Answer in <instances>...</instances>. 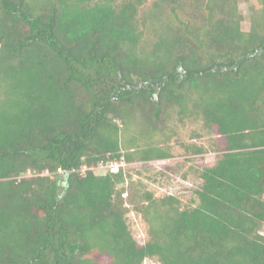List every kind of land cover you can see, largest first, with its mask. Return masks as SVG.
<instances>
[{"label": "trees", "instance_id": "trees-1", "mask_svg": "<svg viewBox=\"0 0 264 264\" xmlns=\"http://www.w3.org/2000/svg\"><path fill=\"white\" fill-rule=\"evenodd\" d=\"M250 9L245 28L238 0H0V264H264V0ZM173 107L218 154L186 207L141 193L140 243L126 167H90L172 157L154 138Z\"/></svg>", "mask_w": 264, "mask_h": 264}, {"label": "rangeland", "instance_id": "rangeland-1", "mask_svg": "<svg viewBox=\"0 0 264 264\" xmlns=\"http://www.w3.org/2000/svg\"><path fill=\"white\" fill-rule=\"evenodd\" d=\"M239 10L245 16L243 26L249 25L250 6L255 0H238ZM178 107L169 109V117L165 123L164 132L156 135L157 144L171 152L172 157L151 161H135L125 163L127 188L124 197L128 198L129 191L136 196L135 203H129L131 210L127 218L135 238L144 243L149 240V224L146 213L138 212L135 206L143 202L140 197L145 191L153 192L154 204L161 206L162 199L168 194L178 196L181 207H186L192 201V188L199 182L198 170L214 164L218 152L215 151L216 134L208 128L204 118L199 113L181 115ZM135 127L142 124L140 115L133 119ZM202 148L197 153L195 149ZM117 170L116 167H114ZM98 171V170H97ZM127 202V201H126ZM137 202H139L137 204ZM103 264H109L106 258ZM143 264H160L156 258H147Z\"/></svg>", "mask_w": 264, "mask_h": 264}, {"label": "built area", "instance_id": "built-area-1", "mask_svg": "<svg viewBox=\"0 0 264 264\" xmlns=\"http://www.w3.org/2000/svg\"><path fill=\"white\" fill-rule=\"evenodd\" d=\"M124 164H125V162H110L108 164H100L97 167H90V169L99 170V171H101V170L105 171L109 167H111V168L116 167L117 168L118 166L124 165ZM86 169H87V167L84 168V171Z\"/></svg>", "mask_w": 264, "mask_h": 264}]
</instances>
